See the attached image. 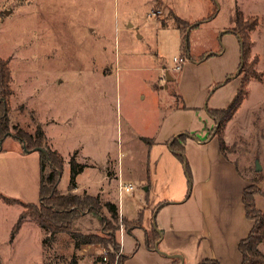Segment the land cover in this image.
Returning a JSON list of instances; mask_svg holds the SVG:
<instances>
[{
    "label": "rangeland",
    "instance_id": "374dc122",
    "mask_svg": "<svg viewBox=\"0 0 264 264\" xmlns=\"http://www.w3.org/2000/svg\"><path fill=\"white\" fill-rule=\"evenodd\" d=\"M174 15L192 26L188 34L175 27ZM237 16L248 26L256 19L257 25L247 30L246 68L235 77L241 55L232 32L240 30ZM201 54L208 57L197 61ZM174 57L183 59L182 70L172 71ZM0 58L11 70L10 132L13 125L28 134L38 125L44 129L66 161L60 193L68 192L71 155L85 165L75 192H100L118 206L115 234L125 256L132 255L128 264L146 262L145 232L162 217L184 218L189 228L197 222L200 198L196 192L190 196L186 155L182 163L169 142L177 134L186 135L184 147L189 140H207L214 129L207 108L223 102L219 107H227L236 94L235 89L229 96L233 84L255 61L262 79L249 78L247 96L225 125L224 154L258 193L255 207L264 212V0H0ZM206 67L225 75L205 92L196 84L204 83ZM163 68L173 81L166 80ZM40 161L38 151L24 153L17 140L5 138L0 194L37 204ZM121 185L133 189L125 192ZM163 200L169 205L153 210ZM21 211L20 203L0 200V264H101L100 256L109 260V254L115 259L121 254V244L116 250L94 244L76 248L67 234L47 240L49 233L28 218L12 235ZM104 216L83 214L73 228L107 237L99 219ZM200 241L185 246L187 259L195 257ZM259 249L264 254V244ZM209 258L216 259L212 252ZM228 259L226 264L235 263L231 255Z\"/></svg>",
    "mask_w": 264,
    "mask_h": 264
},
{
    "label": "trees",
    "instance_id": "16d2710c",
    "mask_svg": "<svg viewBox=\"0 0 264 264\" xmlns=\"http://www.w3.org/2000/svg\"><path fill=\"white\" fill-rule=\"evenodd\" d=\"M240 18L241 16L236 17V25L239 26L240 30L232 32L238 37L240 44L241 55L238 73H240V71L243 73L244 68H246L247 56L251 45L247 30L252 31L255 29L257 23L256 19H253V22L248 26L246 25L248 20H245L243 23ZM173 19L175 21V27L180 29L181 32H183L182 30L184 28L191 29L192 27L191 25L183 26L184 20H181L176 16H173ZM242 24H244V26ZM187 29L185 30V33L188 34ZM187 34L184 35L185 40ZM186 57L190 60L193 59V56L188 52H186ZM206 57H208L207 54H201L197 58V61ZM254 65L255 61L250 62L247 65L248 72L243 78H241L236 94L227 107L217 109L207 108L208 114L214 121V135L218 138L219 148L223 154L228 148L223 138L225 125L232 119L233 115L247 96V83L249 78L253 77L258 80L262 79L260 72H258V74L255 73L253 68ZM10 80L11 70L8 68V63L6 60L0 58V152L2 151V142L7 137H11L17 140L21 145H24V148H22L23 152H30L38 147L45 151V153L39 152L41 155V161L39 198L37 204L22 203L19 200L8 198L0 194V200L5 204L10 205L20 203L22 206V211L12 228V235L17 232L22 220L28 218L38 227L49 233V236L46 238L47 240L54 241L59 235L67 234L74 242L76 248L94 244L105 249H118L120 243L115 234L118 228L116 225L119 218L118 206L114 202L102 199L99 195H91L87 193L76 194L72 192L76 188V177L85 166L76 161L75 154L71 155L69 159L68 192L60 193L57 189V184L63 171L64 162L60 154L49 146L43 128L38 125L36 126L34 133L28 134L17 125H13L11 126L13 133L10 132L8 118L9 98L12 95V91L9 88ZM226 81L227 79L225 82ZM185 137L186 135L179 134L171 139L169 145L171 152L182 163L185 162ZM185 172L187 175L190 174L187 163H185ZM257 194V192H254L251 189L249 190L248 186H246L242 192L243 208L246 217L252 221V227L246 237L241 239L237 244V249L241 256L240 264H264V254L259 249L260 245L264 244V212L255 207V195ZM86 213L97 216L105 215V218L99 217V219L106 225L104 231L108 234L107 237H100L96 234H83L74 230V219ZM121 221L122 223H126L124 218H121ZM160 237L161 231L158 232L155 229H151L149 232H145V246L148 249H154V244L160 239ZM127 258L128 256H124L121 253L118 259H115L114 254L111 253L109 254V260H103V256H100L97 259L101 264H124ZM175 262H177V259L173 261L174 264H176ZM198 264L219 263L214 258H208L201 260Z\"/></svg>",
    "mask_w": 264,
    "mask_h": 264
},
{
    "label": "crops",
    "instance_id": "0c3cea01",
    "mask_svg": "<svg viewBox=\"0 0 264 264\" xmlns=\"http://www.w3.org/2000/svg\"><path fill=\"white\" fill-rule=\"evenodd\" d=\"M205 61H207V59H205ZM182 67L181 70L183 69ZM205 69L206 72L202 77L204 83H197L196 85L198 87L196 86V88L198 90H202L203 88L206 92L207 88L212 84L220 83L225 73L224 71L222 72V70L216 71L214 68L211 70V68L206 67ZM166 71H169V69L163 68L165 77L167 74L170 76ZM172 71H174V68H172ZM173 79H175V77H172L170 81H173ZM237 81V85L233 84L235 86H232V91L229 96H232L235 89L237 90L239 80ZM226 102L227 101H225V103ZM219 106H224V102L221 105L213 103L210 108H221ZM181 108L191 109L194 107L191 105H183ZM46 138L49 146L60 154L47 135ZM189 141H186L184 147L187 160L186 163L190 173L189 175L186 174V176L192 181L190 196L193 192H196L200 198L198 220L195 222L193 228H189L184 218L181 219L178 216L177 218H172L171 216L169 220L163 217L159 219V224L151 227V229H155L158 232L161 231V237L157 246L158 251L147 248L150 256H148L146 262L138 264H174L173 261L175 259H177V262H175L176 264H181V261H183L182 264H185L186 261H190L191 264H198L201 260L208 259L211 252L220 264L231 262L228 259L230 255L232 259L235 260V263L231 264H239L238 260L241 263V256L238 252L237 244L241 239L246 237L252 227V221L246 217L242 204V192L247 182L238 171L234 161L220 151L218 138L214 135V131L208 133V139L204 142L195 140V142L191 141L189 144ZM224 141L226 143L228 142L226 130H224ZM63 162L64 170L66 168V161L63 159ZM77 190L78 187L76 186L72 192L78 194L75 192ZM99 194L101 193L96 192L91 195ZM167 204V201L163 200L156 205L153 210H162ZM149 231L150 230H146V232ZM199 238H201L200 246L196 249L195 257L193 259H190V257L187 259V255L183 253V249L189 244L190 240L194 239L197 241ZM120 244L121 253L125 256L122 243L120 242ZM234 250H236V255ZM182 255L184 256L183 258L180 257ZM131 257L126 259L124 264H128L129 261H132Z\"/></svg>",
    "mask_w": 264,
    "mask_h": 264
},
{
    "label": "built area",
    "instance_id": "2783aa9c",
    "mask_svg": "<svg viewBox=\"0 0 264 264\" xmlns=\"http://www.w3.org/2000/svg\"><path fill=\"white\" fill-rule=\"evenodd\" d=\"M173 61H174V63H175V67H174V70H176V71H180L181 70V63L183 62V59L182 58H174L173 59ZM119 189L120 190H123V191H125V192H129V191H131L133 188H132V186H128V185H121V186H119ZM123 232V231H122ZM103 259L104 260H106V258L105 257H103Z\"/></svg>",
    "mask_w": 264,
    "mask_h": 264
},
{
    "label": "water",
    "instance_id": "95a60500",
    "mask_svg": "<svg viewBox=\"0 0 264 264\" xmlns=\"http://www.w3.org/2000/svg\"><path fill=\"white\" fill-rule=\"evenodd\" d=\"M7 14V13H6ZM190 30V28H188L187 29V32ZM237 73H238V70H237V72H236V74H235V77L237 76ZM172 79V77H170L168 74H167V76H166V80H168V81H170ZM22 148H24V145H22ZM32 151H38V152H41V153H45V151L42 149V148H35L34 150H32ZM261 170V167H260V165L258 164V162H256V165H255V171L256 172H259ZM158 242H159V240L157 241V242H155V244H154V249L156 250V251H158V248H157V246H158Z\"/></svg>",
    "mask_w": 264,
    "mask_h": 264
}]
</instances>
